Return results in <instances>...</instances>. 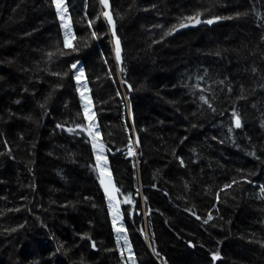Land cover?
Returning <instances> with one entry per match:
<instances>
[{
    "label": "trees",
    "instance_id": "obj_1",
    "mask_svg": "<svg viewBox=\"0 0 264 264\" xmlns=\"http://www.w3.org/2000/svg\"><path fill=\"white\" fill-rule=\"evenodd\" d=\"M109 3L119 64L97 0H66L79 51L51 0H0V264H131L76 129L81 90L135 264H264V0ZM197 11L222 19L165 36Z\"/></svg>",
    "mask_w": 264,
    "mask_h": 264
},
{
    "label": "snow or ice",
    "instance_id": "obj_2",
    "mask_svg": "<svg viewBox=\"0 0 264 264\" xmlns=\"http://www.w3.org/2000/svg\"><path fill=\"white\" fill-rule=\"evenodd\" d=\"M52 5L55 7L56 10V15L59 17V19L61 20V28L64 30V35H63V49H71L72 51H79L78 48L73 47V41H75L77 39L75 33L73 32L72 29V21H71V17L68 15V7L66 4V0H51ZM99 3L103 6L104 11H102V13L100 14L104 20L107 21V24L109 25V27L112 30V37L115 43V58L117 63L119 64L121 61V47H120V41L119 39L116 37V32H115V24H114V20H113V16L111 14L110 11H108L109 9V0H99ZM209 11V9H205L204 10ZM204 13L201 11H197L195 12L193 15H188L185 16L183 18L180 19L178 25H173L171 28L168 29L167 32H165V36L167 35H171L173 32L177 31L179 28H186L189 26H195L201 23L207 24V25H211L216 21H219L222 19V17L216 15V16H212L209 19L206 20H201V16ZM100 17L98 16L97 19H99ZM93 24V20H89L88 21V27L91 28ZM157 27H162L160 25H157ZM91 38L92 39H98V33L96 31H93L91 33ZM57 52L61 55H67L68 53L64 52L61 48H57ZM53 53H49V56H52ZM80 62L77 61L75 63H71L70 68L73 70H76V74H75V79L77 81V84L79 85L80 80L84 77V68L83 67H79L78 68V64ZM121 71H123V69H121ZM53 75H57L60 76V73H53ZM63 75H67V73H64ZM78 91L80 90L79 88L77 89ZM201 91H203V89H201ZM200 100L203 101V103L207 104L209 108H211L213 111H215V109L213 108L212 104L209 103V100L205 98V96L201 95ZM243 97H241L242 99ZM80 99L81 101H83V112H84V119L87 120L89 118V110H90V106H91V101L90 99L86 96L85 92L81 91L80 92ZM43 107V105H42ZM232 120L234 123V127L239 129L242 125H241V118L238 115V113L233 110L232 111ZM57 127H62V125H57ZM77 128H80L82 130H86L89 134V136L92 139V147L95 150V160H96V170L99 173V180H100V184L104 189L105 195L108 198V207L109 210L112 214V227L113 229H115V231L119 234L123 231H125L122 227H117V222L118 220L121 218V214H120V210H119V204L120 201H118L116 199V193L119 191L113 184L112 181V177H111V173L108 171L107 168V158L104 155V145L102 143L98 142V138H99V132H93V124H88L87 128H85L82 124H77L76 125ZM232 129L230 128L229 131H231ZM69 132L74 131V129L69 128L68 129ZM131 144V141H130ZM131 154V152L129 153ZM183 160H180V164L181 166H183ZM233 184L237 183V181H233ZM232 185L231 184H226L224 187L225 188H230ZM261 192L264 193V187L261 188ZM217 199H219V196L217 194ZM125 204H130L132 203L131 200L125 198V200L123 201ZM197 219H199V217H197ZM212 216L209 213L208 215V219L204 221V223H208V220H211ZM87 234H85L86 236ZM84 238V237H82ZM120 241V236H117V244H119ZM124 245L127 248V251L130 254V259L131 257V246L128 242L127 237H124ZM264 246V245H262ZM92 247L95 248V243H92ZM60 249L57 248V251H59ZM153 251H155V249H153ZM121 255L123 256V252H121ZM219 257V253L217 252H213L211 253V260L212 261H216L218 260ZM132 264H135V260H132Z\"/></svg>",
    "mask_w": 264,
    "mask_h": 264
},
{
    "label": "rangeland",
    "instance_id": "obj_3",
    "mask_svg": "<svg viewBox=\"0 0 264 264\" xmlns=\"http://www.w3.org/2000/svg\"><path fill=\"white\" fill-rule=\"evenodd\" d=\"M98 1V0H97ZM56 11V10H55ZM58 17V16H57ZM58 19H59V17H58ZM59 22H60V25H61V20L59 19ZM62 31H63V33H64V30L62 29ZM142 55H144V56H146V57H148V59H151V61H149L150 62V65H151V70L153 69H155V71H157V69H156V67H155V65H154V62H152V60L154 61V59H153V57H152V54H150V52H143V54ZM81 91H83V92H85V94H86V96L90 99V97H89V94H88V92H87V90H81ZM91 101V100H90ZM84 103V102H83ZM82 113H83V118H84V112H83V108H82ZM84 121H85V124L83 125V123H80V124H82L85 128H87V126H88V124H93L94 125V127H93V132H98V129H97V125H96V120H95V117H94V113H93V110H92V104H91V106H90V110H89V118L87 119V120H85L84 119ZM76 129H77V131H82V129H80V128H77L76 127ZM79 131V132H80ZM84 131V137H86L89 141H91V143H92V139H91V137L89 136V134H88V132L86 131V130H83ZM93 152H94V156H95V150L93 149ZM104 155L106 156V154H105V151H104ZM107 158V157H106ZM108 162V161H107ZM95 164H96V160H95ZM107 168H108V163H107ZM108 171L110 172V170H109V168H108ZM111 173V172H110ZM97 174H98V183H99V186H100V189H101V191H102V193H103V195H104V199H105V201H106V204H107V207H108V198H107V196L105 195V192H104V189H103V187L101 186V184H100V180H99V173L97 172ZM112 177V176H111ZM113 181V180H112ZM114 184V183H113ZM114 186H115V184H114ZM116 199H117V194H116ZM118 200V199H117ZM120 210V209H119ZM108 211H109V215H110V222H111V228H112V232H113V234H114V237H115V240L117 241V236L119 235L120 236V241H119V245L124 249V251H125V254H126V256H127V258L129 259V261L131 262V264H132V260H133V253L131 252V259H130V254H129V252L127 251V248L125 247V245H124V237L126 236V233H125V231H123V232H121V233H117L116 231H115V229H113V227H112V214H111V212H110V210H109V207H108ZM120 214H121V212H120ZM117 227H122L123 229H124V224H123V219H122V215H121V218L118 220V222H117ZM125 230V229H124ZM127 237V236H126ZM128 239V238H127ZM128 242H129V240H128ZM130 244V243H129ZM131 246V245H130ZM132 250V249H131Z\"/></svg>",
    "mask_w": 264,
    "mask_h": 264
},
{
    "label": "water",
    "instance_id": "obj_4",
    "mask_svg": "<svg viewBox=\"0 0 264 264\" xmlns=\"http://www.w3.org/2000/svg\"><path fill=\"white\" fill-rule=\"evenodd\" d=\"M98 2H99V0H98ZM100 4V3H99ZM100 6H101V8L103 9V6L100 4ZM103 11H104V9H103ZM108 11H110V3H109V9H108ZM103 18V17H102ZM105 22H107L106 20H105ZM204 24V23H203ZM109 26V25H108ZM199 26H201V24H198V25H195V26H189V27H186V28H179L177 31H175V32H173L172 34H171V36H175V35H178V34H180V33H183V32H187V31H190V30H194V29H197V28H199Z\"/></svg>",
    "mask_w": 264,
    "mask_h": 264
}]
</instances>
